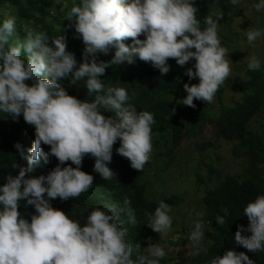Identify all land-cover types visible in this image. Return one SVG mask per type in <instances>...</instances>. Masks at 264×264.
Here are the masks:
<instances>
[{
    "label": "clouds",
    "instance_id": "1",
    "mask_svg": "<svg viewBox=\"0 0 264 264\" xmlns=\"http://www.w3.org/2000/svg\"><path fill=\"white\" fill-rule=\"evenodd\" d=\"M229 3L237 6L241 0ZM251 7L264 9V0H255ZM197 11L194 0H70L64 14L83 43L78 66L74 55L66 51L62 35L49 37L26 27L21 37L14 15L0 19V113L13 121L22 117L34 132L24 151L13 143L26 165L13 162L11 167L18 171L5 174L0 183V264H160L166 252L159 242H150L141 251L138 243L126 239L120 213H125L128 225L137 223L128 197L123 198L122 208L114 203L93 207L83 223L53 208L50 200L78 197L92 186L91 174L80 170L86 154L94 158L92 170L110 180L114 173L107 163L117 140L115 152L127 158L131 168L141 171L150 160L154 116L128 103L124 87L105 85L100 77L109 65L130 64L135 57L150 62L163 75L170 70L169 58L179 66L191 62L185 75L198 82L182 85L186 93L182 104L195 108L194 99L213 102L230 72L228 53L218 36L222 13L206 15L202 26ZM245 36L251 44L264 36V29H249ZM126 38H131L127 44L122 42ZM110 49V60L97 59L98 52L107 54ZM261 66L257 56L247 58L249 71H259ZM65 77L71 84L82 81L85 99L66 93L60 83ZM41 143L49 146L46 152L41 151ZM48 156L57 163L46 174L26 175ZM21 199L35 210L29 219L17 210ZM221 211L223 215L214 218L220 226L229 216L227 207ZM242 212L248 223L237 225L234 241L248 251H264V194L248 201ZM169 213L170 206L158 201L153 211L145 213L147 226L167 235L172 225ZM206 223L195 220L188 234L193 256L199 252ZM207 264L255 262L243 251L227 249Z\"/></svg>",
    "mask_w": 264,
    "mask_h": 264
},
{
    "label": "trees",
    "instance_id": "2",
    "mask_svg": "<svg viewBox=\"0 0 264 264\" xmlns=\"http://www.w3.org/2000/svg\"><path fill=\"white\" fill-rule=\"evenodd\" d=\"M69 4L70 0H0V19L4 18V14L14 15L17 18L16 29L21 37L26 27L43 31L49 37L62 35L65 38L66 51L74 55L78 66L83 43L71 26L73 21L64 14ZM194 4L198 9L196 15L201 25L206 15L216 12L230 14L234 9L229 0H194ZM50 8L56 10L55 14L49 12ZM229 18H232L231 14L227 19L228 23L231 20ZM138 38L142 39V34H139ZM130 39L126 38L122 42L127 44ZM47 43L50 44L51 40ZM111 55L112 49L107 54L98 52L96 57L98 60L108 61ZM261 62L259 71L246 69V79L237 91L228 94V86L224 81L212 103L194 99L195 108L182 104V97L186 95L182 85L185 82H198L197 78L188 80L185 75L184 69L190 67L191 62L179 66L174 59L169 58L167 63L170 70L163 75L152 67L150 62L135 57L133 63L125 62L106 67L100 77L105 85L124 87L129 95L128 103L134 105L137 111L147 110L154 116L151 125L150 160L141 171L131 168L127 158L115 152V148L119 146L117 140L113 144L111 161L107 163L114 176L110 180H104L92 170L94 158L86 154L81 160L80 170L91 174L92 186L78 197L63 201L58 197L51 199V206L83 223L84 217L93 207L114 203L122 208L123 198L128 197L137 223L128 225L124 212L120 213L119 218L125 221L126 239L130 243H138L143 251V248L153 241L150 234L154 232L147 226L145 213L153 211L160 200H164L168 205L182 201V191L175 190L177 186L167 187L160 183L158 187L161 190L155 194L149 170L160 172L156 168L159 162L166 157V166L184 141L197 138L210 124L215 139L228 142L232 146L231 154L242 158L245 167L240 173L233 174L222 172L221 168L216 169L212 164H207V182L205 190L200 193V200L204 205L201 220L209 221V224L204 226L210 234L209 242L205 250L191 256L190 260L194 264H207L214 255H222L225 250L234 249L245 252L255 264H264V251L251 252L234 241L237 225L246 227L248 223L242 212L243 206L258 194H264V59ZM60 83L67 94L81 100L86 98L87 90L82 81L81 84H71L69 78L65 77L61 78ZM102 114L111 115L108 112ZM33 135V127L26 124L22 117L18 116L13 121L7 114L0 113V183L4 182L5 174L15 175L18 171V168L11 167L13 162L18 166L26 165L13 143H19L21 151H24L30 147ZM48 147L41 143V151L46 152ZM56 163L54 156H48L46 160L41 159L31 173L26 175L46 174ZM63 163L74 167L69 161ZM192 174L196 180L194 186L198 188L205 179L198 177L195 170ZM156 177L163 179V175L159 173ZM208 182L212 183L208 185ZM224 207L229 209V216L226 217L225 224L220 226L214 218L217 214L223 215L221 209ZM17 210L25 219H29L35 211L31 205H25L22 199ZM249 234L242 232V235ZM165 262L164 257L160 264Z\"/></svg>",
    "mask_w": 264,
    "mask_h": 264
},
{
    "label": "rangeland",
    "instance_id": "3",
    "mask_svg": "<svg viewBox=\"0 0 264 264\" xmlns=\"http://www.w3.org/2000/svg\"><path fill=\"white\" fill-rule=\"evenodd\" d=\"M255 0H241V3L234 6L230 12L231 19L227 22L230 14L222 13L219 20L218 36L221 45L226 48L229 58L230 72L224 80L228 86L227 93L232 94L246 79L247 58L255 55L263 61L264 59V36L253 43H248L245 32L252 28L264 29V9L254 10L251 5ZM231 145L223 140H216L213 135V128L208 124L202 134L197 138L184 141L175 152V156L167 163L165 157L159 162L156 168L163 175L161 180L156 177L155 170H149V176L153 183L152 190L158 194L159 184L164 183L167 187H178L182 191V201H176L170 206L169 215L172 218V225L167 235L161 236L151 232L154 242H159L166 252L164 264H194L191 259L192 247L187 237L197 219H202L203 203L200 200L201 192L204 189L207 164L214 168H221L222 172L233 174L240 173L245 167L242 158L234 157L231 154ZM198 177L205 180L202 185L195 188L196 183L193 171ZM155 175V176H154ZM208 182L207 184H211ZM180 184V186H178ZM174 190V189H173ZM197 190V191H196ZM209 231L204 228V238L198 245L199 252L205 250L209 242Z\"/></svg>",
    "mask_w": 264,
    "mask_h": 264
}]
</instances>
